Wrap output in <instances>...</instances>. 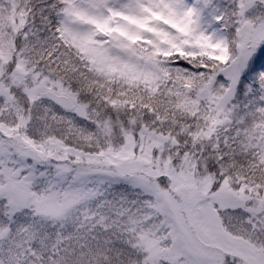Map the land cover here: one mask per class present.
Wrapping results in <instances>:
<instances>
[{"label": "snow or ice", "instance_id": "obj_1", "mask_svg": "<svg viewBox=\"0 0 264 264\" xmlns=\"http://www.w3.org/2000/svg\"><path fill=\"white\" fill-rule=\"evenodd\" d=\"M0 264H264V0H0Z\"/></svg>", "mask_w": 264, "mask_h": 264}]
</instances>
